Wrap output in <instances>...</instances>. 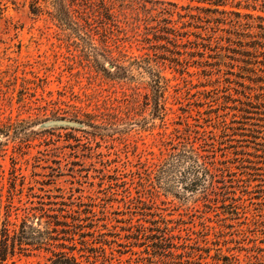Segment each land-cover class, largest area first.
<instances>
[{
  "label": "rangeland",
  "instance_id": "rangeland-1",
  "mask_svg": "<svg viewBox=\"0 0 264 264\" xmlns=\"http://www.w3.org/2000/svg\"><path fill=\"white\" fill-rule=\"evenodd\" d=\"M58 1L39 0L33 13L31 0H0L1 210L11 208L14 220L27 206L71 214L87 204L96 225L105 226V253L112 264H211L218 253L264 264V160L254 156L252 143L226 137L247 152L243 175L244 169L232 174L241 179L239 190L249 183L248 192L242 195L230 183L235 177H226L237 214L218 200L204 205L198 193L174 197L149 188L155 192L150 197L136 186L161 157L163 137L187 123L202 132L214 119H231L243 86H255L244 57L228 42V31L202 18V29L174 32L178 47L168 44L170 51L158 61L168 84L158 97L150 89L151 75L134 65L137 58L153 62L156 57L146 32H73L54 15ZM65 7L74 18L83 11L71 0ZM166 7L173 25L183 27L185 17L178 19L176 12L185 10ZM101 34L111 36L107 44L114 55L118 50L125 55L117 62L122 68L101 55ZM203 150L225 166L235 163L227 162V150L219 146ZM139 197L170 222L167 237L175 247L161 260L146 254L145 245L137 246L143 239H134L138 224L149 225L143 205L135 203ZM47 255L18 253L7 264H42Z\"/></svg>",
  "mask_w": 264,
  "mask_h": 264
},
{
  "label": "trees",
  "instance_id": "trees-1",
  "mask_svg": "<svg viewBox=\"0 0 264 264\" xmlns=\"http://www.w3.org/2000/svg\"><path fill=\"white\" fill-rule=\"evenodd\" d=\"M38 1L31 0L33 13L37 11ZM71 2L83 9L76 18L71 15L74 11L65 7V0L55 3L58 6L54 15L58 20L64 21L62 23L68 25L73 32H146L145 38L148 36L156 57L153 62L145 60L144 57L137 58L134 65L151 75L150 89L152 94L158 97H162L168 87L157 69L158 61L165 59L162 52L170 51L168 44L174 48L178 47L174 32L190 31L191 27L202 29V26H198L199 23L205 22L202 18L210 19L208 25L212 24L214 28L228 31V42L235 45L234 51L244 57L246 70L255 76L250 78L255 86H243L248 91L242 92L243 99H234L239 104L232 107L234 113L231 119H214L210 124L211 129L204 128L202 132L190 129L192 125L187 123L180 129L175 128L167 138L163 137L159 148L161 157L152 163L150 173L140 176V183L136 186L145 193L149 191L150 197L155 192L149 188H156L155 191L174 197L198 193L199 200L204 205L209 207L212 201L218 200L217 203H222V207L230 209L228 212L237 214L235 192L229 190L231 186L227 184L229 181L226 177L227 173H230V177H235L230 183H234L233 187L242 195L248 192L249 180H245L248 184L243 185V191H246L243 192L239 190L242 185L236 184L241 179L232 174L237 173L234 169H244L243 175L247 168L245 162H248L244 153L247 152L235 144L229 145L232 140L226 137L237 136L240 141L252 143L254 156L264 160V0H189L184 5H179L178 0ZM166 5L179 6L185 10L184 14L176 12L178 19L185 17L183 27L177 28L173 25V12ZM114 8L116 13L112 11ZM192 10H195V13ZM253 11L261 13L256 14ZM108 35L101 34L100 40L104 47L101 55L115 65L114 67L122 68L118 63L123 62L125 55L119 50L114 55L112 48L107 44V39L111 38ZM259 65L262 67L259 68ZM256 70L261 71V74ZM158 103V100L155 101L157 110ZM205 116L212 118L210 113ZM87 123L93 125L91 122ZM243 125L246 126L242 127ZM201 133L204 138H199ZM208 144L227 150L223 157H229L227 162L233 159L235 163L225 166L216 156L202 153L203 146ZM216 172H219L218 177L221 180H217ZM141 197L136 199L135 203L137 206L143 205L149 215V225L138 224L133 233L134 239H143L144 244L137 246L145 245L146 254L161 260L165 253L173 252L172 247H175L173 239L168 240L167 237L171 235V225L165 216L147 207ZM80 207L81 205L74 213L63 214L60 208L52 209L49 213L39 206H27L22 208L20 214L15 212L13 220L11 208L2 211L0 206V264H7L15 254L33 250H44L48 253L42 264H112L107 260L105 253V245H109L107 232L102 231L105 226L96 225L95 219L91 218L94 213L91 208ZM69 217L70 221L67 220ZM166 241H169V244H166ZM211 264L256 262H242L233 254L218 253L216 261Z\"/></svg>",
  "mask_w": 264,
  "mask_h": 264
}]
</instances>
